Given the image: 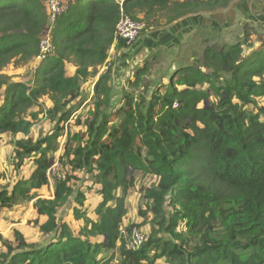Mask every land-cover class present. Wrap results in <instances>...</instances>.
Here are the masks:
<instances>
[{
	"label": "trees",
	"instance_id": "16d2710c",
	"mask_svg": "<svg viewBox=\"0 0 264 264\" xmlns=\"http://www.w3.org/2000/svg\"><path fill=\"white\" fill-rule=\"evenodd\" d=\"M234 2L67 0L66 12L52 23L41 0H0V140L6 134L25 137L15 142L18 167L37 156L30 178L11 191L1 185L6 175L0 171V210L37 198L34 192L49 185L50 153L84 103L81 86L96 80L82 141L63 155L71 172L56 183L52 198L34 203L47 218L40 225L44 242L29 243L14 231L15 244L4 242L0 264H113L116 252L120 264H264V41L258 40L257 50L252 42L248 53L241 43L207 46L203 68L181 67L155 91L144 84L157 57L140 61L117 107L114 65L100 74L124 14L145 22L149 32ZM49 29L54 52L39 62L32 83L2 73L13 62L35 61ZM114 47L121 53L129 46L118 41ZM67 63L77 68L73 77ZM45 97L59 103L53 111L61 114L49 111L52 121L57 118L52 134L34 141L30 134ZM81 171L94 178L101 202L99 220H86L75 235L58 213L73 201L76 219H85L86 195L71 184ZM137 172L158 178L145 189L146 213L158 229L139 250L128 251L121 226ZM106 250L113 254L101 257Z\"/></svg>",
	"mask_w": 264,
	"mask_h": 264
},
{
	"label": "rangeland",
	"instance_id": "374dc122",
	"mask_svg": "<svg viewBox=\"0 0 264 264\" xmlns=\"http://www.w3.org/2000/svg\"><path fill=\"white\" fill-rule=\"evenodd\" d=\"M41 1L48 12L46 0ZM256 3L257 5H255V9H248L246 14H241V24L234 23L220 33H214L210 29H205L199 30L196 32V34L191 35L188 39L187 45H185L182 52L176 57H171L167 49L161 46L156 48L153 52H150L147 59H150L153 56L157 57V59L154 61V66L151 70V76L149 75L150 77L145 79L144 85L149 86L151 84L152 86L150 87V91H155L156 87L159 85L168 83L169 79L167 77L169 74H175V72L173 73L174 67L179 68L181 66L196 65L197 67L203 68L202 56L207 46L222 48L224 46H232L236 43H241L246 46L248 53L250 51V45L253 41H258L259 39L264 41V0H260ZM229 7L227 9H229ZM166 28L167 26H162L161 28L153 30L152 32L156 31L158 35H161L164 34ZM147 33H149V35L151 34L150 31ZM253 44H255V42H253ZM123 51L124 50H122L121 53H117L114 47L113 51L111 49L109 59L110 67H112V64L114 65L112 84L116 78V80H120L122 87L127 86L128 77L131 76L133 70H135L137 68L136 66L139 64L137 61L131 62L127 72H121L119 68L121 66L123 67ZM141 60L143 61L145 58ZM75 69L76 67L74 64L67 63L66 72L68 76H71ZM35 70V62L26 65L13 62L12 64L8 65L2 73L11 77V79L15 82L28 81V83H32L34 78L33 71ZM204 70L205 69H203V71ZM101 73H104V67L101 69L100 74ZM120 74L122 75L118 77ZM94 81H89L81 86L82 91L80 94V99L84 100V103L68 122L63 136L56 144L55 150L50 153L52 165L58 163L66 177L71 172V167L67 164V159L63 160V155L67 146L74 147L77 144V140L82 141V134H84L86 130L85 122L91 116V111L93 109L95 98ZM119 88V91L115 90L114 96V104L116 107L122 104V91L121 87ZM2 97L3 93L0 92V98ZM213 100L216 101V98H213ZM40 103L42 105L43 114L35 123L30 134V137L34 141L52 134L56 126L57 118L61 114L60 111H53V109L57 107L59 103L52 102L48 97H45L40 101ZM72 105H75V103ZM202 106L203 104L201 107ZM49 111L57 114V118H55L54 121L51 120L53 117ZM21 139H24L21 135L16 138L12 137L11 135H3L2 139L0 140V171L6 175V178H4V181L1 182V185L8 188L9 191H11L12 187L21 179H29L33 170L35 169L34 160L37 156L34 154L31 156V159L25 160L22 162L23 164L21 166H17L18 162L15 158V142ZM133 175L136 178V184L135 187L130 189L127 194V214L123 219L121 229L125 231L129 229H140L146 234L147 237H150V235L156 234V229H158V226L154 225V215L152 213H146L149 202L145 198V189L154 187L158 182V178L156 176L143 174L141 172L134 173ZM71 184L73 185L74 189H79L86 195V202L83 208L85 219H76L73 211V208L76 206L75 202L72 204L73 207L70 205L63 206L59 210L58 219L60 221L67 222L71 229H74V233H79L80 230L85 227L86 220H99V217L96 214V209L99 205V198L96 196V190L99 186L94 184V178L92 175H89L85 171L78 172L77 176L75 174L74 180L71 181ZM54 190L55 187L53 186H45L42 189L36 190L34 192V195H36L37 198L22 202L10 208L8 211L2 212V210H0V253L7 251L4 245L5 241L15 244L14 231L16 230L22 232L29 243L42 244L44 242L45 235L41 232L40 225L43 224L47 219L37 214L34 208V203L39 198H52ZM89 191H92V193H89ZM117 196H122V190L117 192ZM75 230H78V232ZM179 230L182 231V227ZM162 236L166 237L167 235L162 234ZM92 241L95 242L96 239H92ZM112 254V251L106 250L102 253L101 257H110ZM120 262L121 258L119 253L116 252V259L114 260L113 264H120Z\"/></svg>",
	"mask_w": 264,
	"mask_h": 264
},
{
	"label": "crops",
	"instance_id": "0c3cea01",
	"mask_svg": "<svg viewBox=\"0 0 264 264\" xmlns=\"http://www.w3.org/2000/svg\"><path fill=\"white\" fill-rule=\"evenodd\" d=\"M259 1L260 0H235L234 4L230 6L229 9L226 8L223 10H219L216 13H198V14H192V15L185 16L183 18L176 20L172 24L168 25L164 31V34L160 36L157 34L156 31L155 32L150 31L151 34L149 35V33H147L146 35L150 36L151 39L146 40L147 42H146L145 48H143L139 52L138 56L135 58V61L139 62V61H142L141 59L143 58L147 59L149 53L155 50L153 49L154 45H157V44H159L158 47L160 46L165 47V49H167L171 57H176L182 52L185 45H187L188 39L191 35L196 34V32L199 30H205V29H210L214 33H220L221 31H223L224 29H227L234 23L241 24L242 23L241 14H246L248 9H251V10L255 9L256 8L255 5H257L256 2H259ZM253 42H255V44H253L254 47L251 50L259 49L260 43L258 41H253ZM33 62H35V65L37 68L39 62L36 60ZM181 67H185V66H181ZM181 67L179 68L174 67L173 73L176 72ZM66 69H67V64H66ZM76 69L74 73L69 77H73L75 75ZM113 84L115 86V90L117 91H119L120 89L119 87H121V91L125 87V86L122 87V83H120L119 79L115 80ZM0 102H1V98H0ZM6 135H11V134H6ZM23 138L25 139L24 136ZM89 193H92V191H89ZM96 196H98L99 203H100L101 196L98 193ZM72 204H73V201L69 203L70 206H72ZM8 210L10 209H3L2 212L8 211ZM75 231L78 232V230H75ZM75 235H78V233H75Z\"/></svg>",
	"mask_w": 264,
	"mask_h": 264
},
{
	"label": "built area",
	"instance_id": "2783aa9c",
	"mask_svg": "<svg viewBox=\"0 0 264 264\" xmlns=\"http://www.w3.org/2000/svg\"><path fill=\"white\" fill-rule=\"evenodd\" d=\"M66 1L67 0H46L47 10L51 18V22L54 23L58 16H61L66 12ZM51 29L43 36L40 42V54L36 58V61L42 62L47 57L51 56L54 52V47L51 42ZM147 34L146 23L142 20L135 19L130 15L124 14L117 26L116 40L124 41L129 47L124 49H130L133 47L139 39ZM114 44V45H115ZM112 47V51L114 48ZM140 62V61H139ZM110 67V61L104 66V72ZM48 183L50 186L55 187L56 183L64 181L66 179L65 174L62 172L60 165L57 163L53 164L47 172ZM122 242L128 251H137L146 243L148 237L140 229H129L127 231H121Z\"/></svg>",
	"mask_w": 264,
	"mask_h": 264
},
{
	"label": "water",
	"instance_id": "95a60500",
	"mask_svg": "<svg viewBox=\"0 0 264 264\" xmlns=\"http://www.w3.org/2000/svg\"><path fill=\"white\" fill-rule=\"evenodd\" d=\"M150 39H151L150 36L145 35L144 37H142L141 39H139L138 42L133 47H131L130 49H127V50L123 51V54H122L123 55L122 56L123 57V62L122 63H126V65H128V66L126 68L121 66L119 68L121 72H124V73L127 72L128 68L130 67V63L131 62H134L135 61V58L138 56L139 52L143 48H145V46H146L145 43L147 42L146 40H150ZM158 45L159 44L154 45V48L153 49H156L158 47ZM128 54H130V56L127 58L126 55H128Z\"/></svg>",
	"mask_w": 264,
	"mask_h": 264
}]
</instances>
